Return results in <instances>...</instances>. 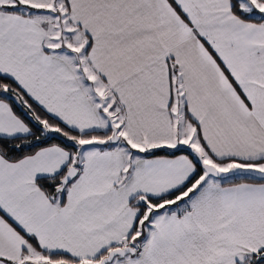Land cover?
<instances>
[{
  "label": "snow or ice",
  "instance_id": "obj_1",
  "mask_svg": "<svg viewBox=\"0 0 264 264\" xmlns=\"http://www.w3.org/2000/svg\"><path fill=\"white\" fill-rule=\"evenodd\" d=\"M0 264H264V0H0Z\"/></svg>",
  "mask_w": 264,
  "mask_h": 264
}]
</instances>
